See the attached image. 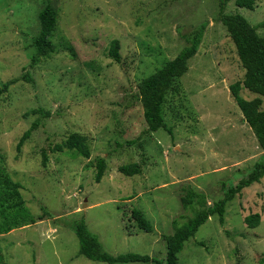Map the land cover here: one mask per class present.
<instances>
[{
  "label": "rangeland",
  "instance_id": "1",
  "mask_svg": "<svg viewBox=\"0 0 264 264\" xmlns=\"http://www.w3.org/2000/svg\"><path fill=\"white\" fill-rule=\"evenodd\" d=\"M47 2L58 10L52 37L56 52L31 67L38 12ZM219 6V0H0V85L18 78L0 96L1 167L21 184L30 213L43 215L0 234L7 264H154L108 263L79 254L72 224L81 219L111 255L132 252L164 260L163 235L200 206L182 205L186 190L202 192L204 205H211L225 186L236 184L264 158L229 89L243 79L244 68L218 20ZM224 12L239 13L255 25L264 21V0L253 9L230 0ZM203 21L207 25L179 78V92L169 91L163 105L172 134L162 128L151 132L139 83L173 59L186 45L182 35ZM257 32L264 36V27ZM113 39L119 41L120 62L108 55ZM241 95L256 96L246 89ZM72 132L87 137L89 158L50 150ZM99 157L106 165L95 182ZM133 162L140 174L118 170ZM134 208L152 231L137 227ZM251 213L260 214L254 228L244 222ZM261 259L264 175L226 203L222 224L212 214L200 225L184 242L177 264H264Z\"/></svg>",
  "mask_w": 264,
  "mask_h": 264
},
{
  "label": "trees",
  "instance_id": "2",
  "mask_svg": "<svg viewBox=\"0 0 264 264\" xmlns=\"http://www.w3.org/2000/svg\"><path fill=\"white\" fill-rule=\"evenodd\" d=\"M230 0H219L218 20L226 27V30L233 41L237 56L244 68L242 80L234 81L229 85L231 95L239 107L244 120L252 128L259 146L264 150V36L257 32L259 27H264V21L252 25L239 13H225L224 8ZM258 0H234L238 7L253 9ZM58 17L57 8L47 2L38 12L39 32L33 39L34 54L31 56L30 66L38 63L41 57H46L56 52V46L52 40L56 28ZM207 22L203 21L188 34H183L186 45L171 60L166 61L160 68L144 77L138 86L140 101L143 108V117L147 124V129L151 132L162 128L172 134L164 119L163 105L169 91L179 92V78L187 70V62L198 49ZM72 56L74 50L68 46ZM108 55L120 62L119 41L113 39L110 42ZM26 80L31 81L28 75H23ZM18 78H13L0 85V96L8 91L9 86L16 82ZM246 89L256 96L247 99L241 95V90ZM36 112L49 116L50 112L38 110ZM39 121H35L22 134L17 149L25 139L29 138L31 132L37 128ZM134 141H127L132 144ZM54 152L71 151L73 156L89 158L90 148L87 137L76 132L69 133L61 142L54 144L51 148ZM46 155L43 154V164L46 162ZM3 157L0 154V234H6L10 230L22 227L27 224L43 219V215L34 216L30 213L25 200L20 193L21 184L13 181L2 166ZM105 159H96L94 174L95 182H99L104 174ZM124 175L130 176L140 174L141 167L138 163H126L118 167ZM264 175V158L256 161L252 168L236 184L225 186L222 198L211 205H204L205 195L202 192L191 188L180 197L184 207L198 203L200 206L194 214L183 224L174 223V231L171 234L163 235L166 245L164 260H160L149 255L138 253H125L111 255L102 249L98 238L89 232L83 220H76L72 224L78 242V253L92 260H99L108 263L115 262H152L154 264H177L178 253L183 248L184 242L195 234L201 224L209 216L217 214L219 222H224L225 205L232 200L236 194H240L242 189L258 182ZM46 214V213H45ZM131 217L137 227L145 232L152 231V225L140 209H132ZM244 222L250 228L256 227L260 222L259 213H251L244 217ZM264 262V259H261ZM0 264H7L0 247Z\"/></svg>",
  "mask_w": 264,
  "mask_h": 264
}]
</instances>
